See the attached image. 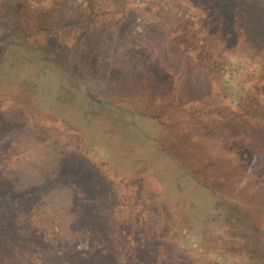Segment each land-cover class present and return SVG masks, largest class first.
<instances>
[{
    "label": "rangeland",
    "instance_id": "obj_1",
    "mask_svg": "<svg viewBox=\"0 0 264 264\" xmlns=\"http://www.w3.org/2000/svg\"><path fill=\"white\" fill-rule=\"evenodd\" d=\"M62 2L23 1L49 22L22 16L21 36L0 44V167L30 198L19 219L46 247L37 264H206L215 253L264 264V151L244 148L258 140L212 79L154 19L146 44L141 23L128 40V26ZM5 3L0 19H15L21 2ZM135 232L150 244L141 257L137 237L124 240Z\"/></svg>",
    "mask_w": 264,
    "mask_h": 264
},
{
    "label": "trees",
    "instance_id": "obj_2",
    "mask_svg": "<svg viewBox=\"0 0 264 264\" xmlns=\"http://www.w3.org/2000/svg\"><path fill=\"white\" fill-rule=\"evenodd\" d=\"M4 1L3 8L10 9L21 2L22 10L15 19L9 16L0 19L2 45L10 46L16 34L21 36L18 30L25 23L20 18L22 16L26 22L33 21L39 26L49 22L45 18L40 19L43 11L39 12L28 4L24 7L23 1L26 0ZM38 1L57 3V0ZM81 2L84 8L90 7L88 17L111 24L118 32L122 31L123 25L128 26L123 32L128 40L137 32L134 26L141 23L146 32L141 31L137 37L144 36L139 40L148 44L150 30L148 32L146 26L150 22L146 20L154 19L164 30L172 50L212 79L216 100L230 112L232 122L242 134L258 140L254 144L246 143L244 148L249 152H259L262 146L264 151V0H63L62 4L70 14V5ZM43 7L41 9L44 10ZM103 10L105 14L100 15ZM0 11H3L2 6ZM100 16L105 18H96ZM12 20L15 23L20 21L15 24ZM11 181L0 167V264H37L36 250L44 252L46 247H43L44 243L42 247H37L29 225L20 221L19 216L28 208L30 198L20 197ZM108 233L106 235L114 247L113 254L122 258V252L118 250L120 246L118 248L116 245L122 242L115 232ZM129 235L124 240L134 241L136 237L139 240L138 232L132 237ZM149 246L145 240H139L135 253L140 256L147 252L145 248ZM150 260L145 256L142 261L133 264H148ZM206 264L235 263L225 259L221 253H215L210 255Z\"/></svg>",
    "mask_w": 264,
    "mask_h": 264
}]
</instances>
